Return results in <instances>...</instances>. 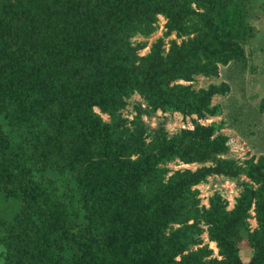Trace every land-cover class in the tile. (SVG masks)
Here are the masks:
<instances>
[{"label": "trees", "instance_id": "1", "mask_svg": "<svg viewBox=\"0 0 264 264\" xmlns=\"http://www.w3.org/2000/svg\"><path fill=\"white\" fill-rule=\"evenodd\" d=\"M255 1L0 0V264H264V156L239 164L224 123H199L228 85L177 83L245 66ZM158 15L176 38L140 57ZM157 111L192 128L151 129ZM211 176L241 188L232 209L200 206ZM204 232L220 259L193 249Z\"/></svg>", "mask_w": 264, "mask_h": 264}, {"label": "rangeland", "instance_id": "2", "mask_svg": "<svg viewBox=\"0 0 264 264\" xmlns=\"http://www.w3.org/2000/svg\"><path fill=\"white\" fill-rule=\"evenodd\" d=\"M251 17L249 23L253 27V36L249 38L245 53L246 64L230 63L227 66H219L218 77H203L196 76L192 81H178L181 85H191L192 89L198 91L200 89H207L211 85L220 86L221 84L228 85L227 93L221 95L216 94L211 98L210 104L212 106L218 105L221 113L216 117H207L200 120L202 125H208L212 122H223L224 126L220 133L228 137L229 152L227 157L235 159L239 164L253 158L257 161L259 157L264 156V112L259 110L261 100L264 98V0H256L251 9ZM166 19L160 15L157 16L155 26L156 30L147 38L142 36H135L131 39L132 43L145 42L146 46L138 51V55L143 57L150 52L153 43L158 39L163 38V48L168 50L169 41L174 40L175 34L169 37L164 36L166 31ZM180 41L178 40L177 43ZM141 103L142 100L139 95L134 94L127 100V106L122 114L129 121L133 119L136 114L134 107ZM98 112V109H95ZM104 120H108L106 115H102ZM142 120L149 128L155 129L158 122H164V129L169 135L176 133L182 128H192L189 118L183 119L178 113H161L157 111L154 116L148 118L142 117ZM170 176L176 170L190 169L195 170L199 165H183L179 162L168 164ZM241 180L244 177L241 176ZM199 190L198 198L200 199V206L207 208L209 206V198L218 193L228 202L227 209H232L235 199L239 196L241 188L229 179L222 176H211L207 178V182L195 187ZM251 217L248 219L250 228L256 227L253 209L249 211ZM202 242L194 246L193 249L208 245L209 249L213 251L212 257H218L215 244L210 242L207 238L206 232L201 236ZM251 250H241L240 257L244 264H247L251 257Z\"/></svg>", "mask_w": 264, "mask_h": 264}]
</instances>
